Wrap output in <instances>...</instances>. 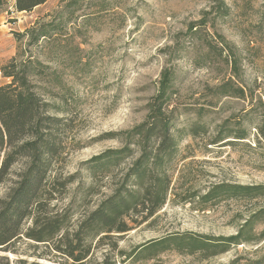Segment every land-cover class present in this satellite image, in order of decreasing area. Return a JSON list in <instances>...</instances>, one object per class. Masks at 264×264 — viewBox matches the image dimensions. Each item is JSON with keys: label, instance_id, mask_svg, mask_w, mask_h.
I'll list each match as a JSON object with an SVG mask.
<instances>
[{"label": "rangeland", "instance_id": "1", "mask_svg": "<svg viewBox=\"0 0 264 264\" xmlns=\"http://www.w3.org/2000/svg\"><path fill=\"white\" fill-rule=\"evenodd\" d=\"M222 1L223 15L217 9L219 0H48L20 15L0 5V11H7L4 46L13 42V56L19 61L30 56L46 66H34L33 80L71 119L64 160L53 173L73 174L75 179L51 202L53 213L70 211L73 221L121 185L127 168L121 163L111 165L106 174L94 169L92 175L85 161L119 148L124 135L108 134L141 123L162 69L174 72L179 140L172 163L173 193L155 215L128 233L93 238L81 264H257L264 255V240L207 257L202 251L190 253L186 244L198 235L235 234L250 213L264 207V196L221 199L206 209L196 199L187 201L192 192L203 194L218 182L264 184V0ZM203 16L206 25L196 34L189 32V24ZM39 26L49 32L45 39L32 42L28 35L16 36ZM214 31L225 36L239 60L235 83L245 91L244 98L216 90L229 72L224 54L206 48V42L216 44ZM0 78V84L8 81L2 74ZM194 123L205 132L188 134ZM219 130L230 136L243 133L245 138L209 144ZM9 186L0 185V198ZM169 234L179 235L177 241L183 244L132 254L142 243ZM55 242L43 245L22 237L16 253L0 250V264H74L55 250Z\"/></svg>", "mask_w": 264, "mask_h": 264}, {"label": "trees", "instance_id": "2", "mask_svg": "<svg viewBox=\"0 0 264 264\" xmlns=\"http://www.w3.org/2000/svg\"><path fill=\"white\" fill-rule=\"evenodd\" d=\"M47 1L0 0V5L11 6L16 12H30ZM217 9L223 15L226 6L222 0ZM206 19L203 16L192 22L188 31L198 33L206 25ZM48 33L39 26L27 28L16 36L28 35L30 41L35 42L45 39ZM213 33L217 45L206 42V48L217 50L220 56L224 54L223 61L229 72L228 77L220 79L216 90L222 96L244 98L245 91L235 83L239 60L225 36L216 31ZM34 66L46 67L30 56L21 61L14 56L3 62L0 60V73L8 79L0 84V185L10 183L6 196L0 198V250L16 253L15 245L22 237L43 245L56 240V251L72 259L74 264H81L90 254L93 238L128 233L135 224L155 215L165 205L167 196L173 193L172 163L179 140L175 134L174 72L171 68L162 69L156 93L147 103L148 112L141 123L130 130L108 134L124 135L122 145L85 161L90 165L92 175H95L94 169L104 170L105 174L110 172L111 165L123 163L127 168L121 185L73 221L70 211L53 213L51 202L53 196L62 195L75 179L73 174L61 177V174L53 173L55 165L64 160L71 119L65 109L48 100L39 90L33 80L37 74ZM202 131L205 132V127L198 123L190 124L187 129L192 136ZM261 134L264 137V133ZM228 137L243 139L245 134L230 136L219 130L209 144H218ZM262 196L264 184L218 182L210 185L203 194L192 192L187 201L196 199L206 209L221 199L253 200ZM27 220L30 223L25 226ZM259 224L263 226L257 231L255 227ZM178 237L169 234L148 240L137 246L132 254L158 247L164 249L173 244L179 247L183 242H178ZM261 240H264V207L250 213L235 234L198 235L186 244L190 253L202 251L207 257L223 253L231 246ZM256 263L264 264V255Z\"/></svg>", "mask_w": 264, "mask_h": 264}, {"label": "crops", "instance_id": "3", "mask_svg": "<svg viewBox=\"0 0 264 264\" xmlns=\"http://www.w3.org/2000/svg\"><path fill=\"white\" fill-rule=\"evenodd\" d=\"M21 12H16L12 9L11 14L18 15ZM7 14V11H0V60L3 62L14 55L15 53V47L13 45V42L10 43L9 46H4L3 44V30H4V15ZM20 15V14H19ZM4 78V77H3ZM1 79V78H0Z\"/></svg>", "mask_w": 264, "mask_h": 264}, {"label": "built area", "instance_id": "4", "mask_svg": "<svg viewBox=\"0 0 264 264\" xmlns=\"http://www.w3.org/2000/svg\"><path fill=\"white\" fill-rule=\"evenodd\" d=\"M0 75H1V73H0Z\"/></svg>", "mask_w": 264, "mask_h": 264}]
</instances>
